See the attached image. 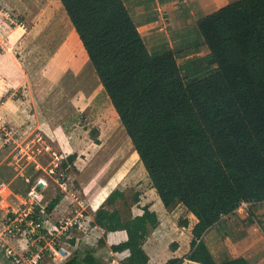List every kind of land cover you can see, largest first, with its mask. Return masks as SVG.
<instances>
[{
	"label": "trees",
	"instance_id": "16d2710c",
	"mask_svg": "<svg viewBox=\"0 0 264 264\" xmlns=\"http://www.w3.org/2000/svg\"><path fill=\"white\" fill-rule=\"evenodd\" d=\"M60 3L163 206L182 205L196 218L188 252L164 264H217L205 232L240 202L264 201V0H234L197 19L199 41L180 54L207 52L183 65L170 46L148 49L123 0ZM118 197L124 194L117 188L106 204ZM93 224L125 231L111 245L126 253L120 264L148 263L144 242L159 224L149 205L130 218L100 205ZM63 264L102 262L87 249ZM219 264L249 263L240 257Z\"/></svg>",
	"mask_w": 264,
	"mask_h": 264
},
{
	"label": "rangeland",
	"instance_id": "374dc122",
	"mask_svg": "<svg viewBox=\"0 0 264 264\" xmlns=\"http://www.w3.org/2000/svg\"><path fill=\"white\" fill-rule=\"evenodd\" d=\"M28 1L31 3L28 4L26 0H0V79L5 81L0 80V88L5 83L8 86L13 84L7 93L0 95V104L10 99L14 113L25 118L31 110L41 122L45 119L44 111L39 107L41 100L45 116L52 121L53 127H66L64 125L70 121L69 128L64 129L76 132V143L67 141L64 143L66 149H61L52 131L50 133L48 128L46 131V127L35 125V118L14 129L9 123L0 121V152L8 153V160L15 164L19 174L28 177L32 190L26 193L27 198L15 210L19 207L23 210L26 205L27 209L33 210V214H39L41 224L33 238H29L28 231H4L0 239V264H11L4 253L6 245L19 252L25 250L35 254L39 259L36 264H63L76 251L84 252L87 249H92L102 264H120L126 253L113 251L111 245L124 239L125 232H105L93 224L94 212L100 205L118 208L125 218L141 213L142 206L149 205L157 213L159 222L168 224L169 221L173 225L176 230L173 234H180L176 226L180 228L181 222L186 219L193 221L194 216L182 205L172 209L163 206L106 93L105 97L97 96V101L90 105H81V109L68 113L71 107L69 99L88 85L84 79L76 77V64L73 63H79L81 69L77 73H80L79 76L87 74L86 78L95 73L94 68L69 19L61 17L63 10L58 9L54 1L50 3V12H56V17H59L57 22L61 24V32H55L49 24L52 22L49 13L41 15L34 24L28 19L30 16H24V10L30 12L35 7L33 0ZM166 17L163 19L165 22L168 21ZM159 28L165 27L159 25ZM185 31L182 46L172 47L177 51L180 65L184 60L180 51L190 50L200 38L194 25ZM193 56L196 58L200 55ZM21 67L25 70L23 76ZM105 99L111 105L104 102ZM94 138H98L99 142H95ZM71 153L76 154L73 163L67 161ZM117 188L124 197H118L113 205L106 204L109 193ZM136 195L138 200L135 199ZM56 197H59V201L47 211L46 206ZM2 206L10 208L7 203ZM230 219L231 222L221 224L222 234L228 235V238H224L228 243L227 248L235 247L237 240L232 235H240L239 226L247 235L261 236L264 231V201L250 203L244 210L236 209ZM154 230L146 239H150L145 245L147 250L153 245ZM183 231L186 234V229ZM175 236L170 235L169 239L165 238L159 243L162 252L159 264L183 256L170 253L173 244L168 240ZM218 242L221 244V241L213 242L210 247L215 248ZM166 244L168 250L164 249ZM157 247L156 244L154 248ZM223 251L227 254L230 250ZM224 258L221 256L217 264L225 261ZM163 259L164 262L161 261Z\"/></svg>",
	"mask_w": 264,
	"mask_h": 264
},
{
	"label": "crops",
	"instance_id": "0c3cea01",
	"mask_svg": "<svg viewBox=\"0 0 264 264\" xmlns=\"http://www.w3.org/2000/svg\"><path fill=\"white\" fill-rule=\"evenodd\" d=\"M53 1L56 3L57 5L56 7L58 9L63 10V12L61 13L63 15L61 17L66 16L68 20L69 18L62 4L60 3V0H33L32 3H35V7H33L32 10H30V12L24 10L26 11L24 12L25 14L24 16L25 17L30 16V18L28 19H30L34 24L38 21L37 19L40 18L41 15L49 13L50 15H52V17L50 18L52 22L49 23L50 25H52L51 29L54 30L55 32H59V31L61 32V24L57 22L59 17H56L57 16L56 12H53V10L50 12L49 9L50 3H52ZM232 1L234 0H123L133 21L137 25V28L140 32V35L144 43L146 44L148 49L151 50L162 46H170L171 48L173 46L174 47L182 46L181 42L186 38L185 30L186 29L189 30L190 26H193L194 23L197 21V19L216 10L220 6L225 5ZM26 2L28 4L31 3L28 0H26ZM30 13L32 15H30ZM164 13L168 16L167 22L163 21L162 19ZM69 23L71 24V22ZM159 25L160 26L162 25L165 28L164 29L159 28ZM43 29H47V28L44 27ZM201 52L195 55H203L207 52V49L203 51L204 53ZM193 55L194 54L182 56L184 57L182 58L184 60L181 63L182 64L186 63L188 59L194 57ZM75 64H76V77H78L79 80L84 79L85 82H88V85L87 87H83V90H80L75 95V97L74 95H72V97L69 99L71 103V107L69 109L70 111L67 110L69 111L68 113H73V111H76V109H81L79 108L81 105L84 106L90 105V103H92L94 100L97 99L96 98L97 96H99L98 98L105 97L104 95L105 92L103 90V87L98 77H96L95 73L93 72V75H90L88 77L89 79L86 78L87 74H83L79 76L80 73H77V70L80 71L81 67L78 62L73 63V65ZM20 70L23 76L25 70L22 67L20 68ZM81 76L82 78H80ZM93 79L96 81V84ZM0 80L1 81L3 80V82H5L4 79H0ZM22 81L23 79L21 80V82L18 81L17 82L21 84ZM12 85L13 84H9L8 86L5 83L4 86L0 88V95H2L5 92L7 93L9 89H11L10 87H12ZM78 94H80V96H77ZM39 101H40L39 107L41 110L43 109L42 111H44L43 113L45 119L43 121L39 122L37 119L38 117H36V114L35 116H33L31 110L28 113L29 116L25 118L19 115V113H14V105L10 101V99L6 101L5 100L2 101L1 102L2 104H0V121L9 123L11 127L14 129L25 122L33 121V119L35 118L36 119L35 125L39 127H46V131L48 128L50 133L52 131V134L54 135L61 149L63 150L66 149L64 148V143L67 141H71L72 144H75L76 132L70 130L66 131L64 129V128H69L70 121H68V123L64 125L66 127H63V125H58L53 127L54 124L52 123V121L48 119V116L47 117L45 116L46 112L44 110V104L42 103L41 100ZM104 102L109 103L107 99H105ZM8 157H9L8 153L6 154L5 152L2 151L0 152V239H2L3 237L2 235H4V231H5L4 217L6 212L10 210L11 211L15 210L16 207L19 204H22L24 202V199L27 198L26 193L32 191L30 190L29 187L30 183L28 182L29 181L28 177L24 176L23 174H19L17 171V167L11 160H8ZM4 203L9 204L10 208H4L2 206ZM234 215L235 212L233 214L223 216V218L218 223H216L214 226L209 228L204 234V240L208 244L212 254L214 255L215 260L219 262L221 260V256L225 257L224 260L242 257L249 264H264V231L262 232L263 234L261 236H252V234L247 235V233L243 232L242 226H239L240 235L239 236L232 235L237 240L235 243V247L227 248L228 243L226 239L224 241V238L227 237L228 235L222 234L223 231L221 229V224L225 225L227 221L231 222L232 219L229 220V217ZM195 222H196V218L194 217L193 221L189 220L188 226H179L180 228H178L175 225L176 228L180 230V234H173V232L176 230L174 229L173 225L169 223V221L168 224H162V222H159V225L153 231L154 233L153 245L148 247L147 250L145 245L146 242H148L150 239L145 240L144 242V249L149 256V261L147 264H159L162 254L159 248L160 245L159 243L163 241V239L165 238L169 239L170 235L173 236L177 235L175 236V238H170V240H168L170 242L172 241L171 244H173L172 245L173 247H170V253L179 256L185 255L190 249V240L192 238L191 228ZM230 226L233 229V224H231ZM181 228L186 229V234H184V231ZM222 236L223 238H221ZM125 238H126V233L124 239ZM217 241H221V244L220 242H218L215 248L210 247L213 242H217ZM156 244L158 246L157 249L154 248ZM167 244L165 245L164 249L167 248L168 250L169 248ZM175 247L176 249L174 250L171 249ZM223 249H225L226 251L227 250L230 251H227L226 254V252H224ZM164 259L161 261L164 262L165 261ZM179 264H204V263L191 261V260H184Z\"/></svg>",
	"mask_w": 264,
	"mask_h": 264
},
{
	"label": "built area",
	"instance_id": "2783aa9c",
	"mask_svg": "<svg viewBox=\"0 0 264 264\" xmlns=\"http://www.w3.org/2000/svg\"><path fill=\"white\" fill-rule=\"evenodd\" d=\"M162 19H167L165 13ZM250 203H258V202H249V201H242L240 202L237 209L244 210L248 207ZM25 205V204H24ZM24 209L22 210L21 207L17 208V210H10L5 217V232L14 233V232H29V238L36 237V228L40 227L39 219L38 221L35 220L33 217V210L27 209L26 205L23 206ZM21 211V212H20ZM4 253L7 259L10 260L11 264H36L39 261L35 254H31L30 252H25V250H21L19 252L17 249L13 248L10 245H6L4 248Z\"/></svg>",
	"mask_w": 264,
	"mask_h": 264
},
{
	"label": "bare ground",
	"instance_id": "6f19581e",
	"mask_svg": "<svg viewBox=\"0 0 264 264\" xmlns=\"http://www.w3.org/2000/svg\"><path fill=\"white\" fill-rule=\"evenodd\" d=\"M7 191V190H6Z\"/></svg>",
	"mask_w": 264,
	"mask_h": 264
}]
</instances>
